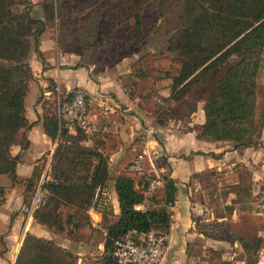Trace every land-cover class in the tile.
<instances>
[{"label":"trees","instance_id":"1","mask_svg":"<svg viewBox=\"0 0 264 264\" xmlns=\"http://www.w3.org/2000/svg\"><path fill=\"white\" fill-rule=\"evenodd\" d=\"M62 1L49 0L58 7L53 8L52 14L47 13V23L52 17L60 19L58 13ZM161 1L163 4L171 3L168 8L177 21L170 50L181 68L178 76L172 78L171 99L180 101L187 95L197 99L194 88H209L204 98L206 122L197 138L213 143L231 142L233 149L239 152L262 147L264 107H261L258 96V78L264 55V0ZM114 2L96 0V19ZM136 2H139V9L134 17L139 25L140 0ZM23 4V0H0V176H8L13 185L21 183L17 178L20 157L13 156L11 150L20 133L31 127L25 104L29 85L34 80L29 61L33 51L41 57L38 44L46 25L37 21L40 28L34 33L33 48L27 27L33 20L30 14L33 6L26 4L28 8L20 11ZM52 122L54 130L47 132L53 140L58 137V146L51 161V174L57 183L47 186L49 199L33 214V220L50 230L60 231L64 222L69 224L78 219V214L85 215L90 210L97 189L108 186L110 172L108 157L82 145L86 136L71 134L63 123L58 132L56 118ZM41 176L37 168L24 182L27 185L26 208L31 204V197L27 199V194L36 189ZM201 176L194 175L190 185ZM163 180L164 197L157 202L155 197L145 196L148 189L145 179L128 174L117 177L120 215L106 227L103 264H116L113 258L115 242L129 232H136L138 237L150 232L170 233L171 208L177 200L178 186L169 176ZM242 193L245 192L237 190L238 196ZM151 201L158 206H148L145 211L136 209L142 204L147 206ZM64 210L67 211L65 220ZM237 242L244 251V264H259L264 239L259 236L239 237ZM0 247L4 248L1 256L7 251L5 237L1 235ZM78 259L75 253L56 241L27 233L15 264H77Z\"/></svg>","mask_w":264,"mask_h":264},{"label":"crops","instance_id":"2","mask_svg":"<svg viewBox=\"0 0 264 264\" xmlns=\"http://www.w3.org/2000/svg\"><path fill=\"white\" fill-rule=\"evenodd\" d=\"M23 1L25 4L21 9L26 4L33 6L31 22L37 24L29 36L33 37L36 29L40 28L37 21L45 22L46 25L38 44L41 57L33 51L29 61L34 80L29 85L25 104L31 127L25 133H20L11 150L13 156L20 157L17 178L21 183L13 185L8 176H0V235H6L7 247V251L0 256V264H15L27 233L56 241L78 256L77 264H103L104 243L100 245L102 251L98 254L92 243L80 242L77 238H60L56 230H50L34 220L28 222V226L26 223L24 182L37 168L41 174L51 169L58 137L53 140L47 130L53 132L52 120L56 118L60 131L61 108L78 88L87 93L91 120L106 129L103 136L87 138L82 145L108 157L110 180L104 188L108 196L100 198L96 209L85 212L87 219L84 220L78 214V219L69 224L63 223L64 229L76 233L86 226L91 230L105 226L106 237V227L120 215L116 191L118 176L128 174L137 179H144L145 175L150 174H158L162 179L169 176L177 182L178 193L175 206L171 208L172 240L167 250L169 254H166L161 264H175L185 254L190 241L203 237L193 222V217L201 215L203 210L198 202L193 201V193L199 190V183L194 180L195 183L190 185L192 177L208 172H222L236 166L248 167L253 175V194L256 195L264 184V129L261 134L262 147L242 152L234 150L231 142L199 140L197 134L206 122L205 99L199 94L201 87L193 90L198 95L197 99L187 95L175 101L171 99L173 77L156 82H150V78L145 79L143 73L137 77L130 56L112 64L103 60V54L89 60L93 52H89L88 47L76 50L70 46L68 30L78 23L69 20L62 26L58 17H52L50 23H47V13H40L37 0ZM90 48L93 50V47ZM145 82L149 84L146 86ZM258 87L259 100L262 102L264 55ZM175 111L181 114L175 119L169 117ZM165 113L170 114L166 116ZM144 153L148 156H144L142 171L135 172L132 166ZM164 192L162 183L156 192L146 191L145 196L152 198L158 195L162 200ZM219 242L217 240L215 243ZM92 257L94 259L90 260ZM259 264H264V248L260 252Z\"/></svg>","mask_w":264,"mask_h":264},{"label":"rangeland","instance_id":"3","mask_svg":"<svg viewBox=\"0 0 264 264\" xmlns=\"http://www.w3.org/2000/svg\"><path fill=\"white\" fill-rule=\"evenodd\" d=\"M37 3L41 8L40 13L44 15L45 11L52 14L53 8L58 7L57 4L53 6L49 0H37ZM170 4V2L163 4L161 0H140L139 25L134 17L136 10L139 9V2L136 0H115L113 5L102 11L98 19L95 14L98 7L96 0H63L58 16L60 14L62 26L67 20H73L74 24L78 23L77 28L76 26L68 28L71 37L70 46L76 50L88 47V51L93 52L89 60L97 59L103 54V60L112 64L130 56L133 58L132 67L137 73L136 76L139 77V73H143L145 79L150 78V82H156L165 80L166 77L178 76L181 68L176 56L170 50L171 37L177 22L172 10L168 8ZM23 9L20 7V11ZM32 9L33 7L30 8V14ZM27 27L29 35L31 30L37 28V24L29 21ZM29 39L34 48L33 37L29 36ZM90 47H93V50ZM215 80L216 76L213 77V82ZM148 84L145 82L144 85ZM208 93L209 88H200V97L206 98ZM261 101L263 108L264 98ZM165 114L169 116L170 113ZM179 114L181 112L175 111L169 117L175 119ZM239 167L215 172L214 175H211V172L204 173L195 181L199 183V190L194 191L193 201L199 203L203 213L193 217V222L197 230L203 233V237H196L190 241L184 256L182 255V258L179 256L180 260H176L175 264H223V262L244 264V251L237 239L253 238L258 233L259 237L264 239V215L258 217L257 209L259 192L253 194L251 170L248 167ZM24 186L27 188L26 183ZM238 189L245 193L238 196ZM35 191L36 189L27 194V199L32 198ZM155 200L160 202L161 199L157 195ZM64 211L65 220L67 211ZM80 216L84 220L87 219L83 213ZM28 222L26 216L27 226ZM104 227L91 230L86 226L84 230L71 234L62 227L56 233L60 238H77L80 242L92 243L96 253L99 254L102 251L100 245L105 239ZM1 236L6 235L1 234ZM217 240L221 243H215ZM3 251L4 248L0 247V253ZM96 258H100L99 255Z\"/></svg>","mask_w":264,"mask_h":264},{"label":"built area","instance_id":"4","mask_svg":"<svg viewBox=\"0 0 264 264\" xmlns=\"http://www.w3.org/2000/svg\"><path fill=\"white\" fill-rule=\"evenodd\" d=\"M61 120L63 127L71 134L77 135L82 133L87 138H99L106 133V129L102 128L95 121L91 120L88 111L87 93L83 89L73 91L71 99L61 108ZM144 156H139V161L132 166L135 172L142 171V161ZM144 179L148 183V193H154L164 183V180L158 174L145 175ZM57 183L51 174V169L44 170L40 181L36 187V191L31 198L29 208H26V215L29 222L33 220V214L42 206H44L50 196L48 189L49 184ZM102 196H108L105 189L98 188L93 200L90 211L97 208L99 200ZM257 209L259 215H264V184L259 189L257 196ZM148 206L157 207L155 201H151L136 207L138 211H145ZM172 235H160L150 232L142 236H137L132 231L115 242L113 249V258L116 264H161L166 258L167 250L170 246Z\"/></svg>","mask_w":264,"mask_h":264}]
</instances>
